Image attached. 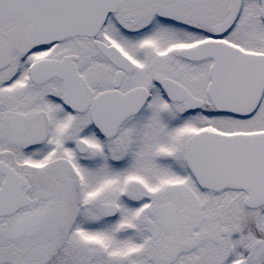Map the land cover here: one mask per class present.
<instances>
[{
    "label": "snow or ice",
    "instance_id": "1",
    "mask_svg": "<svg viewBox=\"0 0 264 264\" xmlns=\"http://www.w3.org/2000/svg\"><path fill=\"white\" fill-rule=\"evenodd\" d=\"M0 264H264V0H0Z\"/></svg>",
    "mask_w": 264,
    "mask_h": 264
}]
</instances>
